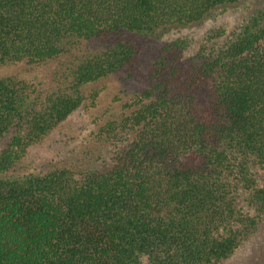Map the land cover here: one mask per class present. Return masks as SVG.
Returning a JSON list of instances; mask_svg holds the SVG:
<instances>
[{"label":"trees","instance_id":"16d2710c","mask_svg":"<svg viewBox=\"0 0 264 264\" xmlns=\"http://www.w3.org/2000/svg\"><path fill=\"white\" fill-rule=\"evenodd\" d=\"M245 1L0 0V66L16 67L0 74V264H225L250 241L264 5L226 22ZM144 38L165 40L143 85L90 119ZM81 117L84 136L57 145Z\"/></svg>","mask_w":264,"mask_h":264},{"label":"rangeland","instance_id":"374dc122","mask_svg":"<svg viewBox=\"0 0 264 264\" xmlns=\"http://www.w3.org/2000/svg\"><path fill=\"white\" fill-rule=\"evenodd\" d=\"M262 5H264V0H246L244 3L240 4L236 10L231 12L226 22L232 25L237 24L244 16L248 15L252 11V9H249L250 6H253L254 9L256 6ZM201 32L202 31L198 29L194 34L199 35ZM164 40L165 39L144 38L137 41L139 55L132 78L128 80H121L118 77L106 79L105 84L107 89L103 91L99 105L96 108L89 110L90 119H95L103 115L106 107L109 106V100L112 98V96H114L113 94L117 90L127 89L128 91H131L140 88L143 85V78L148 71L149 65ZM15 70L16 67L14 66H0V74ZM84 123L85 125H88L84 118L81 117L72 120L70 123H68V126H63L60 129L59 136L57 137L59 140L57 145L70 146L83 137L85 134V130L83 128L87 127L84 125L83 127L81 126ZM67 137H71L72 140L67 141ZM65 142H67V144H64ZM55 155L56 153H54L53 156L49 154V156L52 158H56ZM30 157L34 162H36V164L41 163L45 159L49 158L46 155V151H44L42 148L33 150ZM58 157H60L59 154ZM225 264H264V224L262 225L261 229L253 235L250 241H248L242 248L238 250L234 258L228 260Z\"/></svg>","mask_w":264,"mask_h":264}]
</instances>
